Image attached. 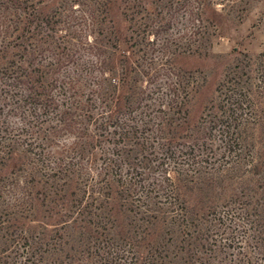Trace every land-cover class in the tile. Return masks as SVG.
Instances as JSON below:
<instances>
[{"label":"trees","instance_id":"trees-1","mask_svg":"<svg viewBox=\"0 0 264 264\" xmlns=\"http://www.w3.org/2000/svg\"><path fill=\"white\" fill-rule=\"evenodd\" d=\"M238 0H0V264H264V47Z\"/></svg>","mask_w":264,"mask_h":264},{"label":"rangeland","instance_id":"rangeland-1","mask_svg":"<svg viewBox=\"0 0 264 264\" xmlns=\"http://www.w3.org/2000/svg\"><path fill=\"white\" fill-rule=\"evenodd\" d=\"M215 19V51H229L235 45L251 51L264 47V0H238L234 13L218 7Z\"/></svg>","mask_w":264,"mask_h":264}]
</instances>
